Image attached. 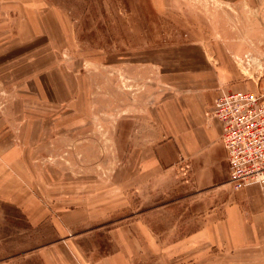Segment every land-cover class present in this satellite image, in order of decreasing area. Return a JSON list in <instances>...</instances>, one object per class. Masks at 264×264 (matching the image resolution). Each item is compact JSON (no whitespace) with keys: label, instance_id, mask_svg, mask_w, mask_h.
Returning <instances> with one entry per match:
<instances>
[{"label":"rangeland","instance_id":"obj_1","mask_svg":"<svg viewBox=\"0 0 264 264\" xmlns=\"http://www.w3.org/2000/svg\"><path fill=\"white\" fill-rule=\"evenodd\" d=\"M16 1L1 11L17 12L21 33L10 41L0 30V143L37 189V200L21 203L101 211L108 229L142 225L146 264H188L174 262L171 242L200 227L205 202L188 197L190 171L180 172L169 136L176 123L163 108L195 91L264 83V0ZM18 205L0 199V262L40 264V249L84 232L57 230L51 219L32 226ZM100 233L99 245L81 239L90 259L111 250Z\"/></svg>","mask_w":264,"mask_h":264},{"label":"crops","instance_id":"obj_2","mask_svg":"<svg viewBox=\"0 0 264 264\" xmlns=\"http://www.w3.org/2000/svg\"><path fill=\"white\" fill-rule=\"evenodd\" d=\"M220 1L255 5V0ZM6 7L12 10L19 8V1L0 0V30L6 29V39L10 41L20 39V27L15 26L19 24L20 17L11 10L1 15ZM33 23L34 20L31 22V17H28L29 41L31 32L33 39L37 34L35 23L31 26ZM6 24H12V27L8 28ZM23 35L26 36L25 33ZM218 70L221 80L226 82L222 74L224 67L220 66ZM29 80L36 83L35 72ZM216 95L195 91L182 95L163 108V118L167 116L166 119L171 118L176 123L169 136L177 151L178 164L186 165L190 171V177L185 179L191 191L188 197L197 193L205 202L204 213L199 216L202 224L199 228H192L187 235L173 239L172 256L174 262L179 260L188 264H218V261L219 264H264V188L252 185L231 191L227 183L226 154L220 141V124L210 118ZM4 146L0 143V199L24 206V213L32 226L51 219L57 230L84 229L81 234L68 235L61 242L36 252L40 264H146L149 235L145 234L147 230L142 225L126 223L108 229L101 225V211H32V204L30 207L25 202L22 204L27 197L37 200L34 197L37 189L30 190L33 187L31 180L22 177L20 172L14 173L20 159H17L14 148L3 149ZM183 170L184 166L180 172ZM190 210L195 211L193 208ZM197 218L196 215V222ZM102 230L111 250L90 259L81 239L91 234L93 244L99 245ZM23 260V257L15 258L0 264H25Z\"/></svg>","mask_w":264,"mask_h":264},{"label":"built area","instance_id":"obj_3","mask_svg":"<svg viewBox=\"0 0 264 264\" xmlns=\"http://www.w3.org/2000/svg\"><path fill=\"white\" fill-rule=\"evenodd\" d=\"M210 118L220 124L229 186L264 188V83L257 79L252 90L220 91Z\"/></svg>","mask_w":264,"mask_h":264}]
</instances>
